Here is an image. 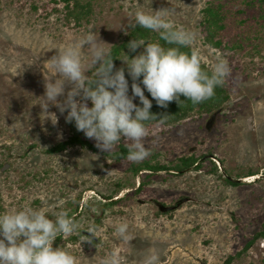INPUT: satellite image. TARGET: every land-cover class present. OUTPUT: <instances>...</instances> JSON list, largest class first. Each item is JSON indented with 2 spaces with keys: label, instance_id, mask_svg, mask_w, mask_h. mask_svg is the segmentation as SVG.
I'll list each match as a JSON object with an SVG mask.
<instances>
[{
  "label": "rangeland",
  "instance_id": "1",
  "mask_svg": "<svg viewBox=\"0 0 264 264\" xmlns=\"http://www.w3.org/2000/svg\"><path fill=\"white\" fill-rule=\"evenodd\" d=\"M83 1L92 2V13L80 25H71L55 0H0V213L28 205L51 216L80 205L76 221L94 225L98 237L84 232L97 242L78 234L76 240L54 241V247L70 250L77 264H101L113 249L121 252L123 264H143L149 250L158 253V264H224L229 256H234L231 264H262L264 237L246 249L264 229L261 23L231 16L223 46L216 48L206 42L202 24L210 0ZM137 10L167 11L177 26L197 34L194 46L204 63L211 68L220 56L230 64L225 82L231 98L211 129L206 126L211 114L199 112L175 125L148 127L145 143L151 154L145 160L173 166L180 157L195 155L201 158V170L135 174L138 163L116 157L118 146L110 154L80 144L49 152L71 135L67 112L49 108L58 117L54 126L38 104L45 78H55L51 58L56 49L89 31L111 48L125 38ZM87 51L82 49L85 55ZM254 171L259 174L244 177ZM228 176L243 181L233 185L225 180ZM109 194H114V204L106 198ZM178 202L169 211L158 206ZM120 222L129 225L127 241L114 234Z\"/></svg>",
  "mask_w": 264,
  "mask_h": 264
},
{
  "label": "clouds",
  "instance_id": "2",
  "mask_svg": "<svg viewBox=\"0 0 264 264\" xmlns=\"http://www.w3.org/2000/svg\"><path fill=\"white\" fill-rule=\"evenodd\" d=\"M137 26L157 33L170 46L134 38L127 44L129 52L136 53L139 48L142 51L136 55L124 51L125 55L118 57L124 66L117 69L108 43L89 31L56 49L51 58L55 78H45V92L38 103L54 126L58 117L49 108L55 106L61 114L67 112L66 122H74L77 131L95 140L100 152L110 154L124 141L125 159L131 163L143 162L151 154L145 139L147 122L156 118L151 111L153 100L163 108L173 101L181 104V96L200 104L215 95L216 88L224 85L232 71L228 60L220 56L210 71L204 70L194 46L197 34L177 26L167 11L137 10L128 28ZM83 48L88 50L87 55ZM184 48L189 52L182 51ZM137 98L139 103L134 102ZM58 138H62V133ZM84 230L96 236L94 225L83 226L67 210L50 216L43 208L24 205L0 213V264H77V257L63 246L54 247V241ZM114 234L127 241L128 223L114 225ZM158 262L155 250H149L143 260V264ZM101 264H123L121 252L113 249Z\"/></svg>",
  "mask_w": 264,
  "mask_h": 264
},
{
  "label": "trees",
  "instance_id": "3",
  "mask_svg": "<svg viewBox=\"0 0 264 264\" xmlns=\"http://www.w3.org/2000/svg\"><path fill=\"white\" fill-rule=\"evenodd\" d=\"M56 3H62V7L58 8L59 12H64L65 15L63 17L69 24L80 25L87 17L92 13V2H84L83 0H55ZM57 9V8H55ZM203 20L202 24L206 29L207 36L206 42L211 44L212 46L219 48L223 46V33L228 30V22L231 16L241 17L240 22L246 23L251 20H257L264 29V0H210L208 4L203 8ZM134 38H142L152 42H159L163 44L165 47H169L170 45L165 44L164 41L160 40L157 33L151 32L149 30L140 28L137 26L135 29L129 30L128 34L125 38L119 42L114 44L110 49L112 55L114 57L115 67L118 69L123 65V62L118 57L125 55V52H129L127 48V44ZM125 51V52H124ZM142 48L137 49L136 53H130V55H136ZM182 51L189 52V49L184 48ZM202 68L204 70L210 71V67L202 61ZM127 75V73H126ZM132 81L129 78V86ZM145 95L149 96V99H152L150 94L145 91ZM231 94L229 89L226 86V82L223 86L217 87L215 90V95L208 100L200 104H193L189 100H185L183 96H181V100L183 102L181 104L173 101L171 102L167 108L157 106L155 100H153V107L151 111L156 114V118L147 122V126L150 127L154 124L162 123L165 125H175L183 120L192 116L195 112L213 114L214 112L222 111L226 104L230 101ZM139 103V100H137ZM89 106L91 103L89 102ZM69 129L71 131V135L67 140H64L58 143L56 146L49 149V152L59 153L68 149L69 146L73 145H86L87 147L97 149L96 145L91 142L88 138L85 137L84 133L81 131H77L75 127V123H68ZM119 150L115 152L116 157L119 159L125 158L127 155V148L124 142L118 145ZM201 158L195 155L182 156L179 158L178 162L173 166H167L165 164H161L160 162H153L151 160H144L141 163L134 164L133 170L135 174H139L143 170H147L149 175H156L161 171L166 170L169 174H180L188 169L201 170L202 162ZM216 171L219 172V168L216 165ZM174 171V172H172ZM259 174V172H251L250 174L245 175L252 176ZM240 177H243L242 175ZM225 180L233 185H238L239 182H234L230 180L228 177ZM107 199H112L110 204H114L116 200H113L114 194H109L106 196ZM80 206V205H79ZM79 206L75 208L69 214L74 216L75 219L77 217L75 214L78 212ZM89 236L91 242L96 243L97 239L94 235L85 233L82 231L78 236ZM77 235L70 236L71 240H76L78 238ZM264 237V229L255 234L254 238L247 244L246 249L250 247L256 239ZM63 237H57L55 240L58 243ZM234 256H229L224 264H231ZM262 264H264V257L262 260Z\"/></svg>",
  "mask_w": 264,
  "mask_h": 264
},
{
  "label": "water",
  "instance_id": "4",
  "mask_svg": "<svg viewBox=\"0 0 264 264\" xmlns=\"http://www.w3.org/2000/svg\"><path fill=\"white\" fill-rule=\"evenodd\" d=\"M221 112V110L220 111H218V112H214L212 115H211V117L209 118V120H208V122H207V128L208 129H211L212 128V126H213V124H214V122H215V120H216V118H217V115L219 114ZM228 178L230 179V180H232V181H234V182H241V181H243V179L242 178H235V177H232V176H228ZM181 202H178V204H175V205H165V204H163V203H159V209L161 210V211H169V210H173V209H176L177 208V206L180 204Z\"/></svg>",
  "mask_w": 264,
  "mask_h": 264
},
{
  "label": "bare ground",
  "instance_id": "5",
  "mask_svg": "<svg viewBox=\"0 0 264 264\" xmlns=\"http://www.w3.org/2000/svg\"><path fill=\"white\" fill-rule=\"evenodd\" d=\"M250 177H253V176H250ZM250 177H248V178L250 179ZM248 178H245V179L247 180Z\"/></svg>",
  "mask_w": 264,
  "mask_h": 264
},
{
  "label": "flooded vegetation",
  "instance_id": "6",
  "mask_svg": "<svg viewBox=\"0 0 264 264\" xmlns=\"http://www.w3.org/2000/svg\"><path fill=\"white\" fill-rule=\"evenodd\" d=\"M158 205H159V203H158Z\"/></svg>",
  "mask_w": 264,
  "mask_h": 264
}]
</instances>
